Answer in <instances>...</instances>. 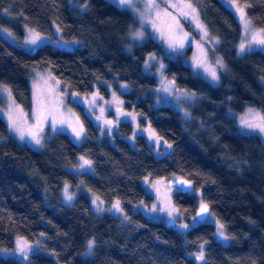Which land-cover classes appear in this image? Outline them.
Returning a JSON list of instances; mask_svg holds the SVG:
<instances>
[{"label": "trees", "instance_id": "1", "mask_svg": "<svg viewBox=\"0 0 264 264\" xmlns=\"http://www.w3.org/2000/svg\"><path fill=\"white\" fill-rule=\"evenodd\" d=\"M192 1L221 40L225 68L215 86L165 57L168 77L203 95L184 121L174 107L155 104L158 82L143 69L149 53L163 54L161 42L149 38L132 52L123 49L134 22L130 11L109 0H0V86L27 119L33 103L29 76L37 69L48 67L79 94L93 92L100 82L124 81L130 85L123 93L125 105L141 113L142 122L148 121L170 149L156 157L142 134L133 145L128 122L114 140L101 137L77 103L72 105L82 116L80 144L67 132L47 131L42 147L33 149L11 136L0 116V249L13 250L17 235L40 248L28 256L0 255V264H201L202 251V264H264V136L242 133L230 115L248 106L264 111V52L237 54L241 25L221 0ZM237 1L264 29V0ZM57 26L65 40L79 46L67 50L48 42L28 50L19 44L26 29L54 37ZM80 155L92 159L94 173L67 170ZM177 177L195 186L173 194L181 215L190 220L200 200L209 204L223 225L222 239L216 221L181 232L132 210L134 204L152 202V179ZM65 182L78 193L72 205L62 201ZM83 186L107 203L119 199L129 218L96 213L80 192ZM89 241H95L91 253Z\"/></svg>", "mask_w": 264, "mask_h": 264}, {"label": "rangeland", "instance_id": "2", "mask_svg": "<svg viewBox=\"0 0 264 264\" xmlns=\"http://www.w3.org/2000/svg\"><path fill=\"white\" fill-rule=\"evenodd\" d=\"M109 1L130 11L134 18V22L125 34L126 38L123 44L125 51L132 52L136 46L149 38L156 39L162 44L163 54L151 52L143 64L145 73L154 76L158 82L155 104L174 107L181 113L184 121L190 120L192 109L203 98V95L177 86L174 80L167 75L165 57L183 62L192 69L194 74L215 86L221 83V69L225 68L224 58L219 50L221 40L202 19L199 5L192 0H132L131 6L119 5L116 0ZM221 1L233 11L241 25V37L235 45L237 54L244 55L253 50L264 52V44L258 42L260 39H264V29L250 21L247 16L246 5L237 0ZM56 28L54 37H47L31 29H26L25 37L19 44L28 50L48 42L67 50L79 46V43L65 40L60 28L58 26ZM5 33L12 37L8 31ZM137 33L141 35L138 36ZM34 38L36 43H31L30 41ZM241 45H244V51H241ZM213 72L217 78H213ZM29 82L32 88L33 103L32 112L28 119L22 109L12 100L8 90L4 86H0L2 97L0 116L6 121L9 134L22 145L36 150L40 149L47 131L67 132L76 143L80 144L84 138L82 116L72 105V103H77L83 106L85 114L98 126L101 137L107 136L114 140L121 133V125L128 122L132 127V134L128 136V140L133 145L135 138L142 134L156 157H161L170 151V149L167 150V146L164 145L163 140L151 124L148 121L142 122V119L146 118L135 108H128L125 105L123 93L130 89L127 82H100L95 86L93 92L79 94L71 92L48 67L37 69L31 73ZM100 84L105 86L106 93L99 86ZM10 115L16 119L18 126L25 131L26 134L23 139L20 138L19 132L12 130ZM230 115L235 119L242 133H258L264 136V131L248 126L249 124L264 123V111L262 109L248 106L241 113H230ZM73 129L77 131L82 129L81 135L77 137ZM29 131L37 133L40 140L39 144L27 134ZM81 157L91 162L90 168L87 166L80 167L83 163ZM67 170L73 173H94L95 171L92 159L86 155H80L77 163L68 166ZM66 187L67 193L65 192ZM178 189L179 187L170 186L166 178L152 179L148 184V191L153 196L152 202H139L132 206V210L144 213L151 220L164 223H168L173 218L175 223L171 226L181 232H186L190 227L199 225L204 221H216L211 213L206 220H199L196 216L186 220L174 204L173 194ZM80 192L90 200L96 213L116 215L124 220L129 218L119 199L107 203L84 186L81 187ZM68 195H71V200L67 199ZM77 196L78 193L73 192L69 183L65 182L62 189L63 203L72 205ZM117 202H119L120 211L113 208ZM202 203L200 200L199 205ZM216 224L215 233L221 229V225L217 221ZM182 225H187V227H182ZM225 241L224 243H228L230 237H227ZM204 246H201L202 250H204ZM39 250L38 243L17 235L14 249H0V255L22 257ZM201 253L203 254L201 262L203 263L204 251Z\"/></svg>", "mask_w": 264, "mask_h": 264}, {"label": "snow or ice", "instance_id": "3", "mask_svg": "<svg viewBox=\"0 0 264 264\" xmlns=\"http://www.w3.org/2000/svg\"><path fill=\"white\" fill-rule=\"evenodd\" d=\"M116 2L119 5H128V6L132 5V0H116ZM188 7H191V5H188ZM137 35L139 36L141 34L137 33ZM30 42L31 43H36V39L34 38ZM258 42L261 43V44H264V39H260ZM241 51H244V45H241ZM212 75H213V78H217L215 72H213ZM9 119L11 121L12 130L16 131V132H19L20 138L23 139L25 134H26L25 131L18 126V123H17L16 119H14L11 115H10ZM248 126L251 127V128H257L260 131H264V123H261V124H249ZM73 131L75 132L76 136L79 137L81 135L82 129L79 130V131H77L76 129H73ZM27 134L30 135L33 139H35L37 144L40 143V140L37 137V133L36 132L29 131ZM81 160L83 161V163L80 165L81 168H84L86 166L88 168L91 167V162L90 161L85 160L83 157H81ZM65 192L67 193V187L65 188ZM67 199L71 200L72 199L71 195H68ZM113 208H115L117 211H120L121 209L119 207V202H117L115 205H113ZM200 211H201V214L207 213V211H208L207 205H202ZM182 227H187V225H182ZM222 228H223V225H221V229L218 230V231H219V234L221 236H224ZM94 244H95V241H89V243H88L89 253H91ZM198 258L199 259H203V254L201 253Z\"/></svg>", "mask_w": 264, "mask_h": 264}, {"label": "water", "instance_id": "4", "mask_svg": "<svg viewBox=\"0 0 264 264\" xmlns=\"http://www.w3.org/2000/svg\"><path fill=\"white\" fill-rule=\"evenodd\" d=\"M147 183V181L145 182ZM168 183L170 186H177V187H180L182 188V191L183 192H187V191H191L194 189V183L187 179V178H184V177H177V178H172V179H169L168 180ZM202 205H207L208 207V211L207 213H204V214H201V206ZM210 214V206L209 204L207 203H202L201 205H199L198 209H197V212H196V217L199 219V220H206L208 218ZM175 223V220L172 218L169 220L168 224L169 225H172ZM219 237L222 239L224 236H221L220 234H218Z\"/></svg>", "mask_w": 264, "mask_h": 264}]
</instances>
